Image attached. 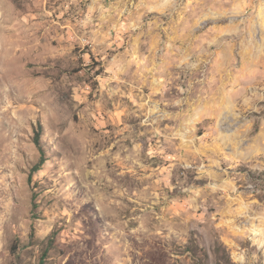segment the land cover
Masks as SVG:
<instances>
[{
    "label": "rangeland",
    "instance_id": "obj_1",
    "mask_svg": "<svg viewBox=\"0 0 264 264\" xmlns=\"http://www.w3.org/2000/svg\"><path fill=\"white\" fill-rule=\"evenodd\" d=\"M61 98L79 138L49 144L42 104ZM30 150L44 160L36 172L38 162L13 163ZM65 150L75 180L82 168L97 181L110 214L91 201L93 224L86 213L65 218L82 240L57 244L53 228L42 250L34 228L20 229L11 237L20 264H234L239 248L264 256V0H0V215L28 218L33 190ZM149 232L159 235L137 239Z\"/></svg>",
    "mask_w": 264,
    "mask_h": 264
},
{
    "label": "clouds",
    "instance_id": "obj_2",
    "mask_svg": "<svg viewBox=\"0 0 264 264\" xmlns=\"http://www.w3.org/2000/svg\"><path fill=\"white\" fill-rule=\"evenodd\" d=\"M256 23H259V21H256ZM42 108L44 109L41 112V116L45 125V138L49 144L56 140L57 137H67L70 142L79 138L75 131V126L71 123L72 110L69 102L61 98L55 104H52L51 107L47 103L42 104ZM28 118L35 119V113ZM73 147L78 148L79 145L73 144ZM53 149L59 150V146L54 144ZM37 155L35 150H30L29 158L23 159L16 155L13 157V163L28 171L38 162ZM72 156L73 153L71 151L65 150L60 166L57 168L49 167L46 170L47 179L41 182L42 187L38 191L33 190L32 194L38 203L31 208V215L28 218L21 216L17 225L15 216L12 219L8 218L10 213L5 212L0 215V264H20L15 259L16 254L11 252V237L14 234H18L20 229H23V235L27 237L31 229L34 228L37 236L43 241V243H37L35 246L42 250L48 243V240H45L44 237L48 236L53 231V228H55L56 233H59L58 236H55L57 244L61 242L71 244L74 240H82L83 232L79 226L74 231L71 224H65V218H70L73 221L76 219L83 220L84 217L78 214L86 213L89 225L93 224L97 220V215L96 211L88 207L91 201H96V207L102 215L108 216L110 214L109 204L111 201L101 196V186L98 182L87 181L85 179L87 174L82 168L79 172L81 181L77 182L73 177L71 168L73 164ZM19 179L23 181V177ZM14 187L17 188L18 192L23 193L22 198L26 200L28 192L24 189V185L21 183L14 185ZM45 187L53 189L51 195L44 191ZM52 201H55V205ZM9 207H12L11 201H9ZM164 214L168 215L169 213L165 211ZM163 224L164 221L161 218V225ZM61 226L64 227L63 231H61ZM168 227L170 236H176L179 241L185 239V229L181 227L174 229L171 225ZM97 230L102 234L103 230L99 225H97ZM161 230H163L162 227ZM141 231L147 232L148 230L137 229V232ZM78 232L80 235H77ZM158 235V232H149L148 236H137V239H148V237H156ZM239 238L243 240L247 237L242 233ZM123 247L125 252L133 250L127 240H124ZM23 248L22 244L21 250ZM258 252L264 253V248H259ZM247 253L248 249L239 248L234 264H257L258 259L261 264H264V256L258 257L255 252L250 255ZM57 255L59 254L57 253ZM27 259L28 257L25 256L24 264H27Z\"/></svg>",
    "mask_w": 264,
    "mask_h": 264
},
{
    "label": "trees",
    "instance_id": "obj_3",
    "mask_svg": "<svg viewBox=\"0 0 264 264\" xmlns=\"http://www.w3.org/2000/svg\"><path fill=\"white\" fill-rule=\"evenodd\" d=\"M43 162H44L43 158L40 159V161L33 168V171L36 172V171L40 170L41 166L43 165Z\"/></svg>",
    "mask_w": 264,
    "mask_h": 264
}]
</instances>
